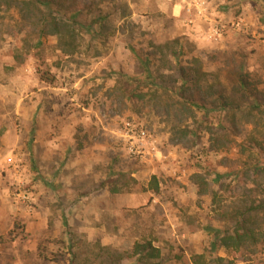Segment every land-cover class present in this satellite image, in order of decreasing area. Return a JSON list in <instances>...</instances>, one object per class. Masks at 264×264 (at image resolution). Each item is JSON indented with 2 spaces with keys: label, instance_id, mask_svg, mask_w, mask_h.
Segmentation results:
<instances>
[{
  "label": "rangeland",
  "instance_id": "obj_1",
  "mask_svg": "<svg viewBox=\"0 0 264 264\" xmlns=\"http://www.w3.org/2000/svg\"><path fill=\"white\" fill-rule=\"evenodd\" d=\"M15 6L0 0V264H135L143 242L162 264H264V242L214 243L264 195V172L242 181L264 167V95L233 130L179 80L200 66L237 100L241 68L264 93V0Z\"/></svg>",
  "mask_w": 264,
  "mask_h": 264
},
{
  "label": "trees",
  "instance_id": "obj_2",
  "mask_svg": "<svg viewBox=\"0 0 264 264\" xmlns=\"http://www.w3.org/2000/svg\"><path fill=\"white\" fill-rule=\"evenodd\" d=\"M51 0H12L15 8L18 10V15L21 14L20 4L22 5H30L32 7H36L37 4L47 5ZM36 9V8H35ZM51 21L52 24V33H62V31H66L67 33H73V27L66 22H62V20L58 17L47 18ZM61 20V21H60ZM48 21V22H49ZM43 28L39 31L37 38L38 40L43 37ZM40 43V42H39ZM37 43V44H39ZM142 66L144 67L145 73L147 77L148 73V63L143 60ZM194 71V73H190ZM204 75L201 72V67L195 68L187 67L179 69V80L182 82L183 86H186V89L189 90L192 95L194 93H201L200 91L204 90L205 94H201L200 97L187 96L185 98V102L194 107L197 110H200L204 116L206 117L208 113L215 112L218 114H223V116H230V120L232 121V129H236V116L237 112L246 114L257 110L258 101L261 102V96L264 93L258 89V83L249 79V75L244 71H240L237 74V86L240 97L235 100L232 96H228L224 93L223 89L214 88L213 83L208 81H201V77ZM47 81H52L48 78H45ZM207 83V84H203ZM161 85V84H160ZM207 85V86H206ZM214 88V89H213ZM131 95H134L131 93ZM261 95V96H260ZM135 96V95H134ZM137 96H141L138 94ZM260 96V100H259ZM250 99L251 104L241 106L240 99ZM208 99V100H207ZM201 101V102H200ZM237 134L234 133V136ZM257 142L253 140L254 148H257ZM262 147V144H259ZM254 180L248 181L247 179L242 180L247 181V184H254L258 181V177L264 172V167H261L259 164L254 165ZM223 173L216 175V181L219 180V177H223ZM218 178V180H217ZM262 215L264 217V195L259 196L258 198L251 199L247 201L246 206H243L242 209L238 210L231 214L232 221L230 226L221 231V233L216 237L215 245H220L225 249H232L234 251L240 252L243 248L251 249L254 246L259 245L264 242V229L261 223H258L257 218ZM134 254H136L135 264H162L161 259L158 261H154L159 259L161 256L159 254V250L157 247L151 246L150 242L136 243L134 245ZM43 259H46L45 255L42 254ZM192 261L194 264H201V257L199 255L193 256Z\"/></svg>",
  "mask_w": 264,
  "mask_h": 264
}]
</instances>
